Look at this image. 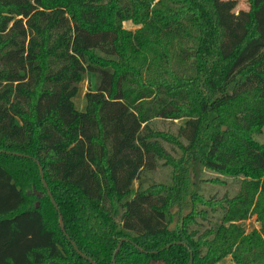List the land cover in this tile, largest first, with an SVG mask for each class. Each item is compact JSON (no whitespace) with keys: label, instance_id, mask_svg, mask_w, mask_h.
Returning a JSON list of instances; mask_svg holds the SVG:
<instances>
[{"label":"trees","instance_id":"trees-1","mask_svg":"<svg viewBox=\"0 0 264 264\" xmlns=\"http://www.w3.org/2000/svg\"><path fill=\"white\" fill-rule=\"evenodd\" d=\"M247 13L225 50L215 0H0V264H93L71 241L113 264L120 239L114 264H264V0ZM160 159L171 182L143 186ZM203 168L239 189L205 196Z\"/></svg>","mask_w":264,"mask_h":264},{"label":"rangeland","instance_id":"rangeland-1","mask_svg":"<svg viewBox=\"0 0 264 264\" xmlns=\"http://www.w3.org/2000/svg\"><path fill=\"white\" fill-rule=\"evenodd\" d=\"M220 20L226 27V37L224 42L225 50L230 49L233 41L239 37V35L244 30V25L248 20V9L249 0H215ZM123 26L130 30H135L137 25L131 20H125ZM98 84V73L94 70H85L82 75L81 80L77 84V91L73 96V102L75 108L78 110H84L86 108V97L85 92L87 90H95ZM184 118L179 119H169V118H154L149 121L150 127L164 134H175L178 126L183 123ZM255 138L259 142H264V126L263 130L256 133ZM185 143L184 139H181ZM164 147L170 152L171 159L179 157L182 151L175 145L174 148L172 144L167 141H161ZM174 170V164L171 160L166 161L160 159L156 169L154 170H144L142 172V185L146 186L151 181H162L165 183H170L172 180V174ZM213 178L218 180L213 181ZM241 176H227L213 172L209 169L203 168L198 178L199 190L205 196L216 195L221 196L223 194L233 195L237 192L240 187ZM139 181L133 180L131 184V192L125 198H130ZM220 213L216 212L215 217L219 216ZM215 219V218H214ZM239 223L244 227L245 230H250L253 227H258L259 222L256 220L255 216L239 221ZM218 264H234L230 255L223 257Z\"/></svg>","mask_w":264,"mask_h":264},{"label":"water","instance_id":"water-1","mask_svg":"<svg viewBox=\"0 0 264 264\" xmlns=\"http://www.w3.org/2000/svg\"><path fill=\"white\" fill-rule=\"evenodd\" d=\"M17 154H19V155H23V154H20V153H17ZM36 161H37V160H36ZM37 162H38V161H37ZM38 164H39V162H38ZM39 168H40V174H41V177H42L43 184L45 185V187H46L47 190H48V193H49V195H50V198H51L52 203H53L54 206L58 209L57 204H56V202H55V200H54V198H53V196H52V194H51V191L49 190V188H48V186H47V183L45 182V179L43 178V170H42V167H41L40 165H39ZM174 211H175V209L172 210V212H174ZM59 224H60L61 229L65 232V229H64V222H63V218H62V215L60 214V212H59ZM121 241H122V239L119 240V242H118V244H117V247H116V249H115V251H114V254H113V257H112V263H113V264L115 263V255H116V253H117V251H118V249H119V247H120ZM71 243L73 244V246L75 247V249H76V251H77L78 253H80V254H81L82 256H84L85 258L89 259L93 264H96L95 261H93V260L90 259L88 256H86L84 253H82V252H81V251L75 246V244L73 243V241H71ZM191 263H192V256H190V259H189L188 264H191ZM55 264H66V263H63V262H55Z\"/></svg>","mask_w":264,"mask_h":264},{"label":"crops","instance_id":"crops-1","mask_svg":"<svg viewBox=\"0 0 264 264\" xmlns=\"http://www.w3.org/2000/svg\"><path fill=\"white\" fill-rule=\"evenodd\" d=\"M135 181V180H134ZM137 188V187H136Z\"/></svg>","mask_w":264,"mask_h":264}]
</instances>
